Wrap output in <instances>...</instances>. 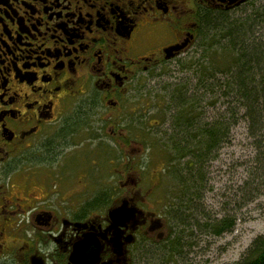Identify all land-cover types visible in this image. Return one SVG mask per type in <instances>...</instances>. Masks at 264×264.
<instances>
[{
	"label": "flooded vegetation",
	"instance_id": "af4514ba",
	"mask_svg": "<svg viewBox=\"0 0 264 264\" xmlns=\"http://www.w3.org/2000/svg\"><path fill=\"white\" fill-rule=\"evenodd\" d=\"M254 2L0 0V264H133L163 186L141 175L128 100L206 44L209 16ZM122 203L136 223L113 232Z\"/></svg>",
	"mask_w": 264,
	"mask_h": 264
},
{
	"label": "rangeland",
	"instance_id": "374dc122",
	"mask_svg": "<svg viewBox=\"0 0 264 264\" xmlns=\"http://www.w3.org/2000/svg\"><path fill=\"white\" fill-rule=\"evenodd\" d=\"M263 3L255 0L244 10L226 16L253 17L254 12L262 9ZM255 29V37L264 42V24L259 23ZM198 54L194 52L192 55L195 62L199 59ZM198 69V64H190L184 69L181 63H171L164 68L163 75L144 80L128 100L126 129L128 135L136 136L142 145L144 152L137 160L143 162L140 169L145 182H150L154 171L159 173L168 167L166 160L169 156L166 153L163 157L160 148L170 115L160 111L169 106V94L171 90L175 92V84L189 86L188 95L195 90V96L201 102V121L205 124L217 119L227 121L225 117L229 113L225 115V112H235L228 120L226 142L204 164L203 184L196 189L193 198L189 196L191 202H187L186 207L190 209L185 211L184 223L174 229L167 227L169 235L161 228L151 244L141 242L132 254L133 264H238L253 241L264 238V118L262 124L252 126L241 103L225 97L222 88L215 87L212 91L198 89ZM185 160H181V166L177 162L174 165L182 169ZM116 167V164L110 167L112 174H115ZM159 191L160 200L155 209L165 219V207L168 201H174V193L171 190L168 200L164 201V188ZM222 221H225L226 228L218 231ZM161 233L164 236L158 240Z\"/></svg>",
	"mask_w": 264,
	"mask_h": 264
},
{
	"label": "trees",
	"instance_id": "16d2710c",
	"mask_svg": "<svg viewBox=\"0 0 264 264\" xmlns=\"http://www.w3.org/2000/svg\"><path fill=\"white\" fill-rule=\"evenodd\" d=\"M261 7L259 12H254L253 17L209 16L206 44H199L194 50L199 52L196 62L195 57L192 58L194 52L190 57L191 66H199L198 89L212 91L215 87L222 88L225 97L241 103L252 126L260 122L262 124L264 118V42L255 37V27L259 23L264 24V3ZM190 64L183 61L181 67L188 69ZM175 85V92L172 93L171 90L169 94V106L160 111L164 115H170L169 127L161 137L163 143L160 148L163 157H166V153L169 156L166 160L168 167L159 173L162 176V189L164 188L162 199L167 201L171 190L174 193V201H168L165 207V220L171 229L184 223L185 211L190 209L186 207L187 202H191V199L188 200L189 196L193 198L196 189L203 184L204 164L226 142L228 120L235 114L229 110L225 112V115L229 113L225 117L227 121L220 122L217 119L205 124L201 121V102L196 98L195 90L188 95L189 86ZM183 158L186 160L180 169L178 166H181ZM175 162L179 165L175 166ZM220 227L218 231L226 228L225 221H222ZM145 242L151 244L149 241ZM238 264H264V238L255 239Z\"/></svg>",
	"mask_w": 264,
	"mask_h": 264
},
{
	"label": "water",
	"instance_id": "95a60500",
	"mask_svg": "<svg viewBox=\"0 0 264 264\" xmlns=\"http://www.w3.org/2000/svg\"><path fill=\"white\" fill-rule=\"evenodd\" d=\"M108 214L110 216V220H111V225L109 227V230H113V232H115L116 228L118 226L123 225V223L125 222H129V221H133V223H136V213L135 210L128 206L127 203H122L121 205L118 206H112L108 209ZM158 220V225H157V229H161L164 226V221L161 219H157ZM166 232V231H165ZM164 236V233L159 234V236L157 237V239H162ZM133 242V235H129V237L127 238V243L130 244Z\"/></svg>",
	"mask_w": 264,
	"mask_h": 264
}]
</instances>
